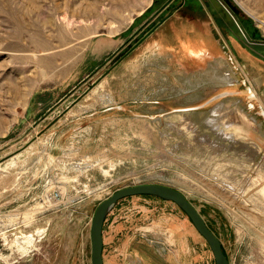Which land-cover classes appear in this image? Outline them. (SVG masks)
<instances>
[{"label": "rangeland", "instance_id": "rangeland-1", "mask_svg": "<svg viewBox=\"0 0 264 264\" xmlns=\"http://www.w3.org/2000/svg\"><path fill=\"white\" fill-rule=\"evenodd\" d=\"M70 1L0 0V264H91L98 204L140 184L183 193L230 264H264V64L236 52L264 63V0ZM103 240L104 264H215L154 197L120 201Z\"/></svg>", "mask_w": 264, "mask_h": 264}, {"label": "water", "instance_id": "water-1", "mask_svg": "<svg viewBox=\"0 0 264 264\" xmlns=\"http://www.w3.org/2000/svg\"><path fill=\"white\" fill-rule=\"evenodd\" d=\"M224 1L235 14H239V10L231 2V0ZM163 22L164 21H162L160 25L163 24ZM154 30L149 32L146 37L150 36ZM248 94L251 100L255 99V95L250 88H248ZM260 115L264 117V112L260 113ZM132 197H154L163 201L174 203L188 217L196 231L206 241L213 254L215 264H230L223 252L220 240L207 226L206 222L193 204H191L185 195L180 191L159 184H140L122 187L98 204L90 227L91 264H104L103 228L107 215L120 201Z\"/></svg>", "mask_w": 264, "mask_h": 264}, {"label": "crops", "instance_id": "crops-1", "mask_svg": "<svg viewBox=\"0 0 264 264\" xmlns=\"http://www.w3.org/2000/svg\"><path fill=\"white\" fill-rule=\"evenodd\" d=\"M236 52H237L238 59L241 61V64H243L246 68H249L250 70L254 69V67L252 66L254 64H259V66H262V64H264L263 61L261 59H259V57L254 55L248 49L242 48V46L241 47L239 46V48H236ZM259 55L262 56L261 53H259ZM262 75H263L262 72L257 73L256 76H259L261 79H254L253 80L252 87L254 88V90L259 89L261 87V85H262L261 80H263ZM132 256H130L128 258V260L125 259L124 264H170V260H168V258L151 256V254H145V255L134 254ZM113 258L114 259H113L112 264H117V260L115 259V257H113ZM126 261H127V263H125Z\"/></svg>", "mask_w": 264, "mask_h": 264}, {"label": "bare ground", "instance_id": "bare-ground-1", "mask_svg": "<svg viewBox=\"0 0 264 264\" xmlns=\"http://www.w3.org/2000/svg\"><path fill=\"white\" fill-rule=\"evenodd\" d=\"M69 1H70V0H69ZM78 1H79V0H78ZM94 1H95V0H94ZM94 1H93V2H94ZM110 1H112V0H110ZM114 1H117V0H114ZM119 1H120V6L123 7V8H125L126 6L129 5V2H130V1H133V0H119ZM261 1H262V0H261ZM70 2H71V1H70ZM75 2H76V1H75ZM85 2H86V1H85ZM105 2H106V1H105ZM105 2H104V5H105ZM107 2H108V1H107ZM149 2H150V0H144V2H142V3L145 4V3H149ZM68 3H69V2H68ZM95 3H96V1H95ZM70 4H71V3H70ZM72 4H73V8H74V3H72ZM81 4H82V2H81ZM83 4H84V2H83ZM85 4H87V3H85ZM90 4H91V3H90ZM90 4H89V5H90ZM97 4H98V3H97ZM99 4H100V2H99ZM115 4H116V3H115ZM77 5H78V4H77ZM79 5H80V4H79ZM102 5H103V3H102ZM102 5H101V6H102ZM131 5H132V4H131ZM136 5H137V4H136ZM141 5H142V4H141ZM69 6H70V5H69ZM69 6H68V7H69ZM71 6H72V5H71ZM80 6H81V5H80ZM80 6H79V7H80ZM90 6H91V5H90ZM93 6H94V5H93ZM129 6H130V5H129ZM81 7H82V6H81ZM83 7H84V6H83ZM91 7H92V6H91ZM140 7H141V6H140ZM69 8H70V7H69ZM71 8H72V7H71ZM71 8H70V9H71ZM89 8H90V7H89ZM97 8H98L97 5H96V7H93L94 10L91 11L92 14L89 13V14H90V17H95V16L99 15L100 12H99V13L97 12V10H96ZM110 8H111V7H110ZM131 8H132V7H131ZM91 9H92V8H91ZM103 9H104V8H103ZM103 9H102V10H103ZM78 10H79V9H77V11H78ZM81 10H82V9H81ZM87 10H90V9H87ZM108 10H109V9H108ZM111 10H112V11H110V12H112L113 14L117 13V8L112 7ZM67 11H68V10H67ZM67 11H66V12H67ZM69 11H70V10H69ZM79 11H80V10H79ZM71 12H72V11H71ZM74 12H75V11H74ZM74 12H72V15H73ZM81 12L83 13V11H81ZM84 12H85V11H84ZM107 12H108V11H107ZM123 12H124V11H123ZM75 13H76V12H75ZM82 13H81V14H82ZM104 13H106V12H104ZM118 13H119V12H118ZM118 13H117V14H118ZM120 13H121V11H120ZM120 13H119V15H120ZM78 14H79V13H78ZM113 14H112V15H113ZM123 14H124V13H123ZM74 15H75V14H74ZM101 15H104L103 12H102ZM115 16H116V15H115ZM99 17H100V16H99ZM116 17H117V16H116ZM73 18H74V17H73ZM85 18H86V17H85ZM104 18H105V17H104ZM104 18H103V19H104ZM70 19H71V18H70ZM100 19H102V18H100ZM103 19H102V20H103ZM119 19H120V18H119ZM121 19H122V21L126 20V18H124L123 15H121ZM60 20H61V19H60ZM93 20H94V19H93ZM95 20H96V19H95ZM95 20H94V21H95ZM97 20H98V19H97ZM97 20H96V22H99V21H97ZM83 21H84V20H83ZM87 21H88V20H87V18H86V20H85L84 22L87 23ZM58 22H61V21H58ZM259 22H260L261 24H264L262 21H259ZM259 22H258V23H259ZM69 23H70V22H69ZM76 23H77V22H76ZM80 23H82V22H80ZM85 23H84V24H85ZM70 24H71V23H70ZM82 24H83V23H82ZM87 24H88V23H87ZM92 24H93V23H92ZM97 24H98V23H97ZM93 25H94V24H93ZM61 26H62V25H61ZM81 26H82V25H81ZM81 26H80V27H81ZM87 26L89 27V25H87ZM90 26H91V25H90ZM63 27H64V26H63ZM67 27H68V26H67ZM67 27H66V28H67ZM73 27H74V26H73ZM76 27H77V26H76ZM82 27H84V26H82ZM88 27H87V28H88ZM96 27H97V26H96ZM94 28H95V27H94ZM68 29H69V28H68ZM85 29H86V27H85ZM68 31H69V30H68ZM80 33H81V32H80ZM67 35H68V34H67ZM71 36H72V35H71ZM182 46H183V48H185V47L187 46V44H186V45H182ZM209 72H211V71H209ZM228 74H229V73H228ZM206 75H207V74H206ZM226 75H227V74H226ZM210 76H211V75H210ZM229 76H230V74H229ZM204 77H205V76H204ZM206 77H207V76H206ZM211 77H212V76H211ZM227 79H228V78H227Z\"/></svg>", "mask_w": 264, "mask_h": 264}, {"label": "built area", "instance_id": "built-area-1", "mask_svg": "<svg viewBox=\"0 0 264 264\" xmlns=\"http://www.w3.org/2000/svg\"><path fill=\"white\" fill-rule=\"evenodd\" d=\"M56 197H58V198H59L60 196H58V195H57Z\"/></svg>", "mask_w": 264, "mask_h": 264}, {"label": "flooded vegetation", "instance_id": "flooded-vegetation-1", "mask_svg": "<svg viewBox=\"0 0 264 264\" xmlns=\"http://www.w3.org/2000/svg\"><path fill=\"white\" fill-rule=\"evenodd\" d=\"M223 252H224V250H223ZM225 254V253H224Z\"/></svg>", "mask_w": 264, "mask_h": 264}]
</instances>
